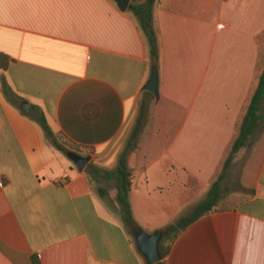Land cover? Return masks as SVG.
Wrapping results in <instances>:
<instances>
[{
    "label": "crops",
    "instance_id": "1",
    "mask_svg": "<svg viewBox=\"0 0 264 264\" xmlns=\"http://www.w3.org/2000/svg\"><path fill=\"white\" fill-rule=\"evenodd\" d=\"M152 14L157 100L146 40L114 0H0V264H147L135 232L164 231L216 181L264 65V0H155ZM151 98L153 130L126 156L130 225L118 153ZM22 102L89 157L81 171ZM229 170L232 204L179 231L163 264H264L263 137Z\"/></svg>",
    "mask_w": 264,
    "mask_h": 264
},
{
    "label": "trees",
    "instance_id": "2",
    "mask_svg": "<svg viewBox=\"0 0 264 264\" xmlns=\"http://www.w3.org/2000/svg\"><path fill=\"white\" fill-rule=\"evenodd\" d=\"M154 3L155 0H130L128 10L134 17L138 28L140 29L141 33L144 36V39L146 40L148 46V54L151 61L156 63L158 57V42L152 22V9ZM8 62V57L0 53V70L6 69ZM2 92L5 96L10 98V100H15L14 95L11 93L8 87H2ZM263 100L264 65L258 77L256 88L246 105L244 115L238 127V134L234 142L232 143L228 156L223 162L220 174L218 175L216 181H214L210 186L205 198L200 201L188 215L181 217L173 225L167 226L165 230L162 231V243L159 246L161 259L164 258L167 247L172 243L173 239L177 236L179 231H181L183 228H185L187 225H189L201 215L209 212L212 208L216 207L219 196L221 194L220 181L225 177L226 170L230 165L233 155L240 148L251 143L250 138L254 134L256 129L259 127L260 120L262 119L259 113V109ZM144 107V105L140 107V115L143 114ZM24 115L36 121L40 125L45 135L50 139L51 143L57 150L61 152H65L66 150L78 151L77 147H75L69 142L64 141L59 134H54L50 131L45 122L43 114L36 107H29L28 110L24 113ZM138 126L139 121L131 133L129 142L126 144L124 150L118 158V164L116 168L117 174L115 177L117 191L116 201L120 206V210L122 212L125 222L130 225H133L134 223L131 218L129 203L127 200V194L129 191L130 183L128 181L129 173L126 167V156L131 150H133L135 146L139 131ZM29 264L41 263L36 255H32ZM156 264H163V262L160 260Z\"/></svg>",
    "mask_w": 264,
    "mask_h": 264
},
{
    "label": "water",
    "instance_id": "3",
    "mask_svg": "<svg viewBox=\"0 0 264 264\" xmlns=\"http://www.w3.org/2000/svg\"><path fill=\"white\" fill-rule=\"evenodd\" d=\"M119 10L125 11L128 9L130 0H114ZM143 90L151 93L154 98L158 99V76L156 64H152L150 70V77L143 87ZM26 103L22 102L20 109L26 112ZM65 156L73 163L78 171H81L86 163L89 161V157L86 155H80L74 151L66 150ZM136 248L145 258L147 264H156L161 260L159 252V243L162 239V232L157 231L153 234H146L143 231H137L134 234Z\"/></svg>",
    "mask_w": 264,
    "mask_h": 264
},
{
    "label": "rangeland",
    "instance_id": "4",
    "mask_svg": "<svg viewBox=\"0 0 264 264\" xmlns=\"http://www.w3.org/2000/svg\"><path fill=\"white\" fill-rule=\"evenodd\" d=\"M152 101H153L152 98L149 101H147V103L145 104L144 110H143V115L141 114L140 115L141 118H140V120H138L139 121V126H138L139 131H138L137 139L135 142L136 145H139V151L136 153L137 155H141L140 151L143 150L142 149L143 143L148 140V136H149L148 133L151 132V130H153L152 123L150 122L151 120L149 121V118H152V113H151L152 112L151 111L152 110L151 109L152 108L151 107ZM259 113H260L262 119L260 120L259 127L256 129L254 134L251 136L250 142L256 141L258 138H261V137H263V139H264V100H263L262 104L260 105ZM135 124H138V122ZM133 129L131 130L130 134L128 135V138L126 139L125 143L120 148V151L118 153V157L122 153V151L124 150L126 144L129 142ZM246 150H247V148H245V153H246ZM248 169H249L250 175H251L253 173V169H254L253 168V161H251V163L249 164ZM227 173L228 174L223 179L222 186H221L222 187L221 191H222L223 196L221 197V200L217 202V206H219V207L230 206L232 204L231 201L227 200L228 199L227 195H229L230 192L236 188L235 184H236L237 180L235 179V171L229 170V172H227ZM248 177H251V176H248ZM164 244H166V243H164Z\"/></svg>",
    "mask_w": 264,
    "mask_h": 264
}]
</instances>
